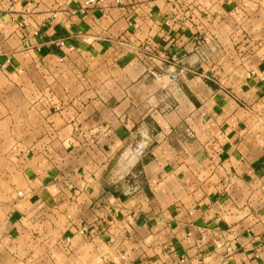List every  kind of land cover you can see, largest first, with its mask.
<instances>
[{
  "label": "crops",
  "instance_id": "0c3cea01",
  "mask_svg": "<svg viewBox=\"0 0 264 264\" xmlns=\"http://www.w3.org/2000/svg\"><path fill=\"white\" fill-rule=\"evenodd\" d=\"M83 1L0 0V264H264V0Z\"/></svg>",
  "mask_w": 264,
  "mask_h": 264
},
{
  "label": "built area",
  "instance_id": "2783aa9c",
  "mask_svg": "<svg viewBox=\"0 0 264 264\" xmlns=\"http://www.w3.org/2000/svg\"><path fill=\"white\" fill-rule=\"evenodd\" d=\"M109 0H84L76 9H71L70 13L71 14H81L85 15L88 10L95 8V7H103L107 4ZM115 4H119L120 0H113ZM55 17V15H53ZM39 29L36 28L31 35H36L38 33ZM191 133L187 131V135H190ZM89 229L87 225H82L80 228L77 229L76 233L80 235H84L88 233ZM70 236H65L64 238V245L66 248L69 247L70 245Z\"/></svg>",
  "mask_w": 264,
  "mask_h": 264
},
{
  "label": "water",
  "instance_id": "95a60500",
  "mask_svg": "<svg viewBox=\"0 0 264 264\" xmlns=\"http://www.w3.org/2000/svg\"><path fill=\"white\" fill-rule=\"evenodd\" d=\"M172 78H175V75Z\"/></svg>",
  "mask_w": 264,
  "mask_h": 264
}]
</instances>
